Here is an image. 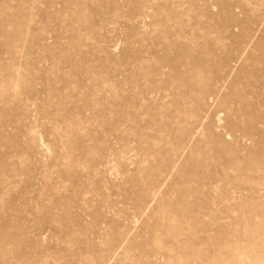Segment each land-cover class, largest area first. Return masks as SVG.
Here are the masks:
<instances>
[{
    "label": "rangeland",
    "instance_id": "obj_1",
    "mask_svg": "<svg viewBox=\"0 0 264 264\" xmlns=\"http://www.w3.org/2000/svg\"><path fill=\"white\" fill-rule=\"evenodd\" d=\"M0 264H264V0H0Z\"/></svg>",
    "mask_w": 264,
    "mask_h": 264
}]
</instances>
